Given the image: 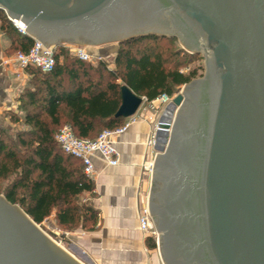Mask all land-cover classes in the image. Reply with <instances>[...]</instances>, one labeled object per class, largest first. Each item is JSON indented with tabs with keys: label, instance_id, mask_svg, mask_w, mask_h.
I'll return each mask as SVG.
<instances>
[{
	"label": "water",
	"instance_id": "95a60500",
	"mask_svg": "<svg viewBox=\"0 0 264 264\" xmlns=\"http://www.w3.org/2000/svg\"><path fill=\"white\" fill-rule=\"evenodd\" d=\"M48 48L175 36L205 73L159 118L149 209L164 264H264V0H0ZM116 116L142 97L122 85ZM0 264H86L0 194Z\"/></svg>",
	"mask_w": 264,
	"mask_h": 264
},
{
	"label": "trees",
	"instance_id": "16d2710c",
	"mask_svg": "<svg viewBox=\"0 0 264 264\" xmlns=\"http://www.w3.org/2000/svg\"><path fill=\"white\" fill-rule=\"evenodd\" d=\"M0 29L10 38L6 52L28 51L35 39L21 32L0 9ZM175 36L148 34L119 43L114 68L70 55L65 44L56 46V65L45 72L26 68L29 79L19 95L20 113L9 110L13 122L25 129L12 130L0 124V194L19 204L39 224L53 217L69 230H94L99 211L82 196L92 194L95 180L85 173L83 160L66 153L55 136L69 124L75 135L95 138L104 129L121 126L116 116L122 103V85L149 100L200 75L202 66H191L199 53L175 46ZM156 249V238L146 239Z\"/></svg>",
	"mask_w": 264,
	"mask_h": 264
},
{
	"label": "crops",
	"instance_id": "0c3cea01",
	"mask_svg": "<svg viewBox=\"0 0 264 264\" xmlns=\"http://www.w3.org/2000/svg\"><path fill=\"white\" fill-rule=\"evenodd\" d=\"M9 45L10 38L0 29V124L10 122L6 112L17 110L18 94L30 76L26 70L17 75L2 64ZM117 50L118 46L110 44L99 47L93 54L106 58L112 53L116 55ZM150 129V123L140 121L117 138L118 165L94 158L95 189L92 194H85V201L99 211L98 223L94 230H73L77 233L66 247L86 264H157L139 227L137 209L141 189L149 187L144 163L149 152L146 142Z\"/></svg>",
	"mask_w": 264,
	"mask_h": 264
},
{
	"label": "built area",
	"instance_id": "2783aa9c",
	"mask_svg": "<svg viewBox=\"0 0 264 264\" xmlns=\"http://www.w3.org/2000/svg\"><path fill=\"white\" fill-rule=\"evenodd\" d=\"M15 25L21 32L26 29L20 27L16 21ZM75 54L84 61L94 62L103 60L104 57L91 53L86 46L73 45ZM56 46L49 45L48 48L39 39H35L34 45L28 51H17L12 55H7L2 61L6 67L20 75L27 67H39L45 72L52 71L56 65L55 58ZM176 95L162 93L157 98L149 100L146 96L142 97V104L137 112L128 118V121L114 129H104L95 138H82L75 135L69 124L63 125L56 133V140L60 147L68 154L79 157L83 160L85 173L94 179L96 167L94 158L100 157L109 165H118L120 163V152L116 147L117 138L127 131V129L140 121H146L151 124L149 139L146 145L149 152L146 154L144 163L145 181L151 189L153 178V167L158 151L155 149L157 131L160 128L159 118L162 111L173 100ZM150 190L141 189L138 196L137 209L139 212V227L146 237L153 236L159 239V232L149 209ZM76 231L63 230L58 228V234L62 237L59 244L64 246L65 238L76 235Z\"/></svg>",
	"mask_w": 264,
	"mask_h": 264
},
{
	"label": "rangeland",
	"instance_id": "374dc122",
	"mask_svg": "<svg viewBox=\"0 0 264 264\" xmlns=\"http://www.w3.org/2000/svg\"><path fill=\"white\" fill-rule=\"evenodd\" d=\"M176 38H177V37H176ZM109 45H110V44H106V45H104V46H102V47H109ZM111 45L119 46V43H112ZM65 46H66V48L68 49L70 55L75 56V57H78V56L75 54V52H74V46H73V45H67V44H65ZM175 46H176V47H177V46H181V47H183V44L180 42V40H179L178 38H177V41H176V43H175ZM86 48H87L88 50H89V49H90V50L92 49V48L87 47V46H86ZM183 48H184L186 51H188L185 47H183ZM188 52H190V51H188ZM190 53H196V52H190ZM198 53H199V52H198ZM199 54H200V55H199V58H196V60L192 62L191 66H187V67L182 68L183 71L187 72V71L189 70V68H193V67H195V66H200V65H201L202 68H201L200 73H199L200 75H198V76L195 77V78L202 77V76L204 75V73H205V60H204V58H203V56H202V53H199ZM115 57H116V55L112 53V54L110 55V57H106V58H104L103 60H100V61H105L109 67L114 68V67H115V65H114V59H115ZM78 58H79V57H78ZM100 61H94V62H92V63L97 64V63L100 62ZM182 89H183V86L176 88L177 91L175 92V95H177L178 93H180V92L182 91ZM21 90H22V89H21ZM20 92H21V91H20ZM20 92H19L18 96L20 95ZM12 111H14L15 113H20V110H19V104H18V106H17V110L12 109ZM6 116L9 118V121H10V122H8V124H3V125H5L6 127L12 129L13 131H14V130H18V129H25V128H26V125L23 123L22 120H20L19 122H13V121L10 119L8 113H6ZM128 118H129V117H128ZM128 118H125L124 123L128 121ZM124 123H123V124H124ZM148 185H149V184L147 183V186H148ZM144 189H146V190H150V186H149V187H145ZM1 194H3V193H1ZM3 195H4V194H3ZM85 198H86V195L82 196V199L85 200ZM40 225H41V227H42V229H43L44 231H46V232H47V233H48L53 239L58 240V241H60V239H61V237H62L61 234H58V228L63 229V230H69V229H64V228L58 226V225L55 223L53 217H50L49 219H47L44 223H42V224H40ZM72 237H74V236H71V237H69V238H65V240H64V247H65V248H66L67 246H69L68 242H69V239H71ZM156 243H158V242H157V239H156ZM156 245H157L156 249H149L150 252H151L152 259H153L154 262L157 263V264H164V262H163V260H162V257H161V254H160V252H159V250H158V244H156Z\"/></svg>",
	"mask_w": 264,
	"mask_h": 264
},
{
	"label": "bare ground",
	"instance_id": "6f19581e",
	"mask_svg": "<svg viewBox=\"0 0 264 264\" xmlns=\"http://www.w3.org/2000/svg\"><path fill=\"white\" fill-rule=\"evenodd\" d=\"M15 21L20 27L25 28V29L27 28L23 21L21 20H15Z\"/></svg>",
	"mask_w": 264,
	"mask_h": 264
}]
</instances>
